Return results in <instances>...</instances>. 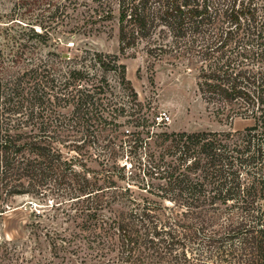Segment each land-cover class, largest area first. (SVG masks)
I'll list each match as a JSON object with an SVG mask.
<instances>
[{"label": "trees", "instance_id": "obj_1", "mask_svg": "<svg viewBox=\"0 0 264 264\" xmlns=\"http://www.w3.org/2000/svg\"><path fill=\"white\" fill-rule=\"evenodd\" d=\"M40 1L43 16L84 4L85 29L117 23L119 39V52L43 54L44 22L0 26V193L54 190L62 222L44 232L52 255L61 264H264V0ZM138 49L194 69L214 111L252 123L153 132L149 180L122 184L106 162L91 167L84 148L118 135L121 114L146 124L109 77L137 95L121 55Z\"/></svg>", "mask_w": 264, "mask_h": 264}, {"label": "rangeland", "instance_id": "obj_2", "mask_svg": "<svg viewBox=\"0 0 264 264\" xmlns=\"http://www.w3.org/2000/svg\"><path fill=\"white\" fill-rule=\"evenodd\" d=\"M45 5L40 0H0V19H3L0 26L8 24L4 20L13 17L14 20L21 18L23 24L44 22L51 40L43 44V54L48 50L75 52L78 45L119 52L117 23L112 30H89L85 29V25H89L84 4L76 10L71 5L64 12L46 17L41 14ZM18 27L20 25L15 24L14 28ZM133 51L121 55V61L126 64L127 77L137 95L123 88L114 72H109V77L121 103L141 108L140 114L146 117V124L135 125L129 120L131 115H119L118 135L104 134L100 144H87L84 148L91 167L101 168L102 162H106L114 168L115 174L126 176L124 179L116 177L119 183L137 184L143 177L149 180V162L152 151L155 153L149 134L183 129L238 130L252 123L250 118H230L214 111L199 93L194 69L184 64L154 63L142 49L135 55ZM161 112L170 116L168 122H157L156 115ZM58 203L54 190L49 187L12 195L0 193V209H5L0 210V264H61L60 259L52 255L44 234L46 229L58 227L62 222V218H57ZM66 225L63 222V226Z\"/></svg>", "mask_w": 264, "mask_h": 264}, {"label": "built area", "instance_id": "obj_3", "mask_svg": "<svg viewBox=\"0 0 264 264\" xmlns=\"http://www.w3.org/2000/svg\"><path fill=\"white\" fill-rule=\"evenodd\" d=\"M170 116L168 114H166V112H161L160 114L156 115V120L157 122H168L169 121Z\"/></svg>", "mask_w": 264, "mask_h": 264}]
</instances>
